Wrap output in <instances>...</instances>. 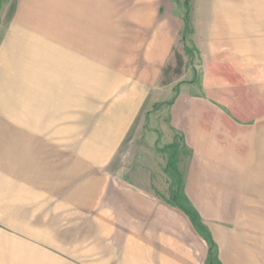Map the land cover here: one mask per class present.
<instances>
[{"label": "rangeland", "instance_id": "1", "mask_svg": "<svg viewBox=\"0 0 264 264\" xmlns=\"http://www.w3.org/2000/svg\"><path fill=\"white\" fill-rule=\"evenodd\" d=\"M188 1L163 0L168 10L163 6L156 20L163 18L164 31L173 35L175 55L167 61L163 85L150 90L121 140L110 142L113 136L102 134L108 129L101 125L104 121L97 126L95 119L69 126V134L0 133V264H123L129 233H139L140 226L152 233V223H163L174 233L183 230L196 243L201 264H220L211 233L200 216L192 217L195 209L185 193L192 160L188 145L200 134L207 144L219 139V162L226 159L232 165L214 161L216 166L204 169L244 176L238 184L244 196L237 202L251 212L262 210L264 218V195L256 193L264 191V82H219L239 76L238 67L222 65L218 54L227 37L236 36L233 28L224 27L221 12L236 10L238 0H192L189 7ZM242 4L246 25L252 3ZM208 8L210 22L205 21ZM261 13L264 47V8ZM172 15L179 16V37ZM189 46L195 53V75L188 66ZM4 83L5 94H29L27 82ZM34 121L43 131L42 118L25 117L22 123L33 126ZM199 128L205 131L191 134ZM251 129L258 131L249 148ZM248 157L254 160L251 167L244 160ZM246 229L252 242L264 233L262 224Z\"/></svg>", "mask_w": 264, "mask_h": 264}, {"label": "crops", "instance_id": "2", "mask_svg": "<svg viewBox=\"0 0 264 264\" xmlns=\"http://www.w3.org/2000/svg\"><path fill=\"white\" fill-rule=\"evenodd\" d=\"M243 2L237 1L236 10L221 12L224 27L233 28L236 36L227 37L219 60L222 65L235 64L239 76L230 81L221 77L219 82H264V47L259 35L264 0H247L252 5L246 25ZM163 6V0H0V133L69 134V126L76 127L80 121V127L82 120L95 119L97 126L104 121L101 125L108 129L102 134L113 136L110 142L121 140L150 90L163 85L167 61H173L175 55L173 35L164 31L163 18L156 20ZM210 12L208 8L206 22H210ZM170 17L177 22L179 37V16ZM187 54L190 72L195 75L192 47ZM209 60L218 58L210 56ZM249 70L250 76L245 74ZM4 82H27L29 94H5ZM25 117L42 118L43 131L35 121L33 126L22 123ZM195 131L191 134L205 130ZM257 131H248L249 148L255 144ZM194 137L188 145L192 160L184 179L185 193L211 233L219 263L264 264V244H260L264 233L252 242V235L245 232L254 225L264 227L263 211L245 210L237 202L244 196L238 184L245 177L228 169L223 175L213 174V169L209 174L204 167L216 166L214 161L218 166L232 165L226 159L219 162V139L210 138L212 142L207 144L201 134ZM244 160L251 161L248 167L254 161L250 157ZM15 182L19 186L20 181ZM256 193L264 195V191ZM152 224V233L150 227L140 226L139 233L133 230L126 235L123 264H201L196 243L183 230L174 233L163 223Z\"/></svg>", "mask_w": 264, "mask_h": 264}, {"label": "trees", "instance_id": "3", "mask_svg": "<svg viewBox=\"0 0 264 264\" xmlns=\"http://www.w3.org/2000/svg\"><path fill=\"white\" fill-rule=\"evenodd\" d=\"M176 203V202H175ZM177 204V203H176ZM181 209H183V208H181ZM193 216L192 217H194V219H198V215H197V213L195 212V213H193L192 214ZM209 258H210V256H209Z\"/></svg>", "mask_w": 264, "mask_h": 264}]
</instances>
